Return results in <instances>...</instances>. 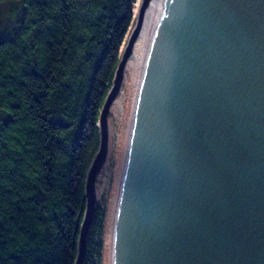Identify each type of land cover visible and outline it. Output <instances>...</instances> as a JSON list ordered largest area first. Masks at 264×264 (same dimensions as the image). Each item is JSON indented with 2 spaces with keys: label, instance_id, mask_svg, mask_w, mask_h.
<instances>
[{
  "label": "water",
  "instance_id": "95a60500",
  "mask_svg": "<svg viewBox=\"0 0 264 264\" xmlns=\"http://www.w3.org/2000/svg\"><path fill=\"white\" fill-rule=\"evenodd\" d=\"M123 77L110 264H264V0L144 2L99 119L77 264Z\"/></svg>",
  "mask_w": 264,
  "mask_h": 264
},
{
  "label": "trees",
  "instance_id": "16d2710c",
  "mask_svg": "<svg viewBox=\"0 0 264 264\" xmlns=\"http://www.w3.org/2000/svg\"><path fill=\"white\" fill-rule=\"evenodd\" d=\"M135 0H0V264H77ZM96 204L83 264H101Z\"/></svg>",
  "mask_w": 264,
  "mask_h": 264
},
{
  "label": "rangeland",
  "instance_id": "374dc122",
  "mask_svg": "<svg viewBox=\"0 0 264 264\" xmlns=\"http://www.w3.org/2000/svg\"><path fill=\"white\" fill-rule=\"evenodd\" d=\"M132 27V25H131ZM131 30V28H130ZM129 30V33H130ZM122 48L125 47L127 38ZM125 78V77H124ZM122 93L123 101L122 107L116 111L111 108L109 110L108 122V146L105 162L100 169L96 183V202L106 207V221L104 228V251L101 264H110L109 261V245H110V232L109 225L112 220V213L114 209L115 196L118 186L119 171L122 159V152L127 128V121L130 110V88L124 79L121 84L120 92ZM125 93V94H124ZM117 95V97H118ZM113 104V103H112Z\"/></svg>",
  "mask_w": 264,
  "mask_h": 264
},
{
  "label": "bare ground",
  "instance_id": "6f19581e",
  "mask_svg": "<svg viewBox=\"0 0 264 264\" xmlns=\"http://www.w3.org/2000/svg\"><path fill=\"white\" fill-rule=\"evenodd\" d=\"M145 1L146 0H135L134 1V21H133V24H134L135 19H136L137 15H138V13H139V11H140V9H141V7H142V5L144 4ZM133 24H132V26H133ZM123 79H124V82H127L128 85H129L128 78L127 77H125V78L123 77ZM122 99H123V96H122V93H121L113 101L112 108L117 111L119 109V107H122V101H123ZM112 215H113V213H112ZM109 232H110V235H111V222H110V225H109Z\"/></svg>",
  "mask_w": 264,
  "mask_h": 264
}]
</instances>
